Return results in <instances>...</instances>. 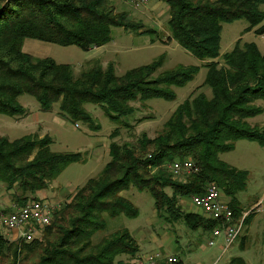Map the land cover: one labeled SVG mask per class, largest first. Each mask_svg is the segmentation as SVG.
I'll use <instances>...</instances> for the list:
<instances>
[{"label":"trees","instance_id":"obj_1","mask_svg":"<svg viewBox=\"0 0 264 264\" xmlns=\"http://www.w3.org/2000/svg\"><path fill=\"white\" fill-rule=\"evenodd\" d=\"M160 1L169 8L170 38L192 56L208 61L203 86L210 89V97L203 92L191 94L171 113L162 133L152 139L142 134L135 145L111 142L110 159L101 174L76 189L40 238L29 243L21 239L10 242L0 234V262L7 258L6 264H26L31 259L35 260L32 264H137L117 259L128 255L133 260L139 252L127 230L113 232L98 244L91 241L105 227L103 213L111 218L136 215L132 204L120 196L121 191L133 186L139 192H149L156 211L172 220L182 218L194 229L198 216L179 212L178 195H200L205 183L215 182L233 202L235 193L244 189L247 172L225 164L218 154L231 151L239 139L264 146V127L247 122L262 113L254 102L264 101V53L255 43L237 40L233 49L222 55L221 63L217 59L222 24L245 19L247 31L257 27L254 33L264 34V0ZM111 28L138 32L142 25L127 20L125 13H116L107 0H0V113L24 116L17 98L30 94L41 111L57 105L59 114L71 122L93 126L84 108L88 103L100 105L118 122L133 114L132 102L173 99L168 87L183 85L196 73L195 67H179L154 78L161 66L158 60L121 76L115 75L112 64L105 68L94 64L76 76L68 64L35 59L22 51L25 39L88 51L107 44ZM50 144L47 136L27 135L14 141L0 136V184L21 193L14 195L19 205L26 202L25 193L34 195L46 189L66 166L82 160L80 153H53ZM186 155L200 168L194 181L180 184L161 171L151 174L162 163ZM166 188L172 190L171 195ZM230 208L239 218L236 208ZM213 225L209 221V228ZM228 264L247 263L233 257Z\"/></svg>","mask_w":264,"mask_h":264},{"label":"rangeland","instance_id":"obj_2","mask_svg":"<svg viewBox=\"0 0 264 264\" xmlns=\"http://www.w3.org/2000/svg\"><path fill=\"white\" fill-rule=\"evenodd\" d=\"M107 2L116 13H125L127 20L141 24L142 28L138 32L111 28V40L98 49L93 48L88 51L77 46H60L33 39L23 41L22 51L35 59L51 58L58 64H68L73 68L76 76L94 64H99L103 68L112 64L115 75L121 76L130 69L158 60L161 61V66L154 73V78L161 73L179 67H195L197 71L185 84L168 87V90L174 95L173 99L155 97L132 102L133 114L121 118L118 122L112 121L100 105L93 103L84 106L92 118L93 126L82 121L71 122L59 114L57 105L48 112L41 111L37 100L30 94H22L17 98L18 104L25 110L24 116L11 117L0 113V136L10 141L27 135H35L38 138L47 136L51 140L49 146L51 152L80 153L82 156L81 161L66 166L48 184L46 189L38 191L34 195L25 193L24 196L27 199L22 205H19L14 197L21 193L15 189L6 190L5 186L0 184V234L10 242L21 239L19 231L5 229L1 223L2 215L16 211L17 207L24 206L31 201L47 200L57 203L61 209L71 201L76 189L84 186L89 179L96 178L101 174L110 159L108 150L111 142L135 145L142 134L152 139L162 133L164 124L168 121L171 113L191 94L203 92L208 97L211 95L210 89L203 86L207 72L205 63L208 61H202L192 56L170 38L167 26L169 8L165 3L160 0H148L146 4L138 3V0H107ZM248 27L249 23L245 19L222 24L219 42L220 57L217 59L219 63L222 61V55L230 52L237 40L240 41V44L255 43L259 51L264 53V34L256 35L254 30L257 27L247 31ZM254 105L261 107L262 113L248 119L247 122L250 126L262 128L264 127V101L257 100ZM147 154L149 157L151 150L147 151ZM218 158L236 170L247 172L246 185L242 191L235 193L233 202L217 183L207 182L203 187L205 191V187L210 183L217 186L220 190L221 200L229 208H236L239 218L233 216L234 220L249 217L247 221H244L236 240L225 251L222 248V238L212 236L216 222L202 210L203 215L198 216L196 220L200 224L198 226L207 233L208 237L204 241L200 237L199 242L196 241V247L187 251L186 247L195 242V237L189 230V224L183 222L182 218L172 220L169 219L168 214L156 211L151 194L147 191L139 192L133 186L121 191L120 196L132 204L136 215H119L111 218L103 213L101 218L105 227L92 236V244H98L103 238L116 231L127 230L131 236H136L140 231H143L148 239L155 238L153 247H168L172 244L169 240L172 236L171 240L175 244L177 243V247L161 250L163 252L161 256L165 257L167 263L169 257H174L176 259L174 263H181L180 258L187 264H228L233 257H241L247 264H264V146L255 141L239 139L234 143V148L231 151L218 154ZM183 159H190L196 165L191 155L177 156L173 161L162 163L159 167L153 168L151 174L155 175L161 171L171 181L180 184L194 181L195 176L200 173V168L197 165L199 168L197 174H182L174 177L170 173V164ZM165 192L168 195L172 194L170 188H166ZM192 196L193 194L184 197L177 196V205L181 214L186 213V206L192 203ZM53 217L54 215H52L50 223L53 222ZM154 219L156 220L154 221ZM209 221L214 224L212 228L208 226ZM62 225L66 227L65 223ZM46 226L37 228L39 232L36 239L42 236ZM53 231H55V237L57 229L55 228ZM198 233H201L200 230ZM52 239L53 237H51ZM209 242L212 244L210 245ZM203 244L205 248L201 250L199 245ZM219 245L221 246L219 247ZM158 247L156 248L158 249ZM156 257V254L149 255L144 264L148 262L156 264ZM117 259L133 263L128 255H121ZM6 260L7 258L0 264H6ZM26 262V264H32L35 260L31 259Z\"/></svg>","mask_w":264,"mask_h":264},{"label":"built area","instance_id":"obj_3","mask_svg":"<svg viewBox=\"0 0 264 264\" xmlns=\"http://www.w3.org/2000/svg\"><path fill=\"white\" fill-rule=\"evenodd\" d=\"M138 3L146 4L148 0H138ZM169 171L174 177H177L182 174H197L199 168L190 159H183L172 162ZM191 202L216 222L212 236L222 238V248L225 251L239 235L244 217L234 220L231 209L222 202L220 190L213 183L208 184L202 194L193 195ZM58 208L57 203L47 200L31 201L24 206L17 207L16 211L2 215L1 223L5 229L19 231V238L29 243L36 239L39 232L38 227H44L50 223L52 215ZM209 244L211 245L212 242ZM167 261L174 263L176 259L169 257ZM147 264L154 263L148 262Z\"/></svg>","mask_w":264,"mask_h":264},{"label":"crops","instance_id":"obj_4","mask_svg":"<svg viewBox=\"0 0 264 264\" xmlns=\"http://www.w3.org/2000/svg\"><path fill=\"white\" fill-rule=\"evenodd\" d=\"M186 207H187V211L184 214L189 213V214H194V215H197V216H200V217L203 215L201 209L197 208L192 203L188 204ZM155 220L156 219H154V221ZM181 220L183 221V219H181ZM198 225H200V224H198ZM189 230H190L191 234L195 237V242L193 244L189 245V247H186L187 251H190V250L194 249V246L196 247V245H197L196 241L199 242L200 237L202 238L203 241L205 240L206 237H208L206 235L207 233L204 232L199 226H197V228L189 229ZM199 230L201 232L200 234L198 233ZM16 235H17V233H16ZM132 237L134 238V240H135V242H136V244L138 246V249H139V252L137 253V255L132 260L133 262H135L137 264H144L145 260L147 259V257L149 255H155V254L157 255L156 264H168L166 262V260L164 259L165 257L161 256V253H163V252H161V250L163 248L167 249V248H171V247H177V245H176L177 243L175 244V242H173L171 240L172 236L169 238V240L172 243L171 245H169L168 247H163V248H161V247L159 248L158 246H156V247H158V249L156 247H153L154 246L153 242H155V238L148 239L146 234L143 233V231H140L136 236H132ZM199 246H200L199 248L201 250H204V248H205L204 244L203 245H199ZM220 246L221 245H219V247ZM173 255L177 256L176 254H173ZM177 258H179V257L177 256ZM179 261H181V263L177 262V263H174V264H187L183 260H181L180 258H179Z\"/></svg>","mask_w":264,"mask_h":264}]
</instances>
